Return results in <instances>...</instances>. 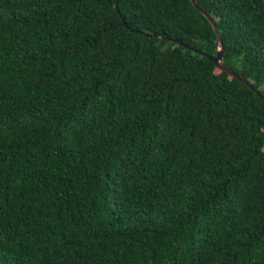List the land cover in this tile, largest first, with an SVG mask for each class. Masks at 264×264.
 I'll return each mask as SVG.
<instances>
[{"label": "trees", "instance_id": "16d2710c", "mask_svg": "<svg viewBox=\"0 0 264 264\" xmlns=\"http://www.w3.org/2000/svg\"><path fill=\"white\" fill-rule=\"evenodd\" d=\"M197 1L247 82L192 0H0V264H264V0Z\"/></svg>", "mask_w": 264, "mask_h": 264}, {"label": "water", "instance_id": "95a60500", "mask_svg": "<svg viewBox=\"0 0 264 264\" xmlns=\"http://www.w3.org/2000/svg\"><path fill=\"white\" fill-rule=\"evenodd\" d=\"M194 6L196 8L199 9V11L201 13H203L208 19L209 21L213 24V27L215 29V32L217 34V37H218V42L219 44L221 45L220 48H218V51H217V54L215 56L213 55H210L209 53L203 51V50H200V49H197L195 48L194 50L196 52H199L201 54H204L206 56H208L211 60H213V62L220 68L222 69L223 71L225 72H228L232 75H234L235 77L247 82L246 78H244L241 74H239L238 72H236L234 69H232L231 67L227 66L226 64L223 63V57H224V52H225V46L223 45V40L221 38V33H220V30L218 28V26L216 25V22H215V19L211 16V14L209 12H207L204 8H202L198 1L197 0H192ZM251 88H253V85L252 84H249ZM259 93V92H258ZM260 94V93H259ZM261 95V94H260Z\"/></svg>", "mask_w": 264, "mask_h": 264}]
</instances>
